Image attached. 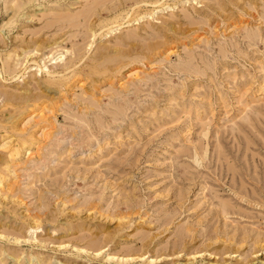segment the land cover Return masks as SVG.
I'll return each mask as SVG.
<instances>
[{"label":"rangeland","instance_id":"1","mask_svg":"<svg viewBox=\"0 0 264 264\" xmlns=\"http://www.w3.org/2000/svg\"><path fill=\"white\" fill-rule=\"evenodd\" d=\"M0 264H264V0H0Z\"/></svg>","mask_w":264,"mask_h":264}]
</instances>
